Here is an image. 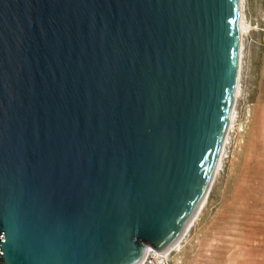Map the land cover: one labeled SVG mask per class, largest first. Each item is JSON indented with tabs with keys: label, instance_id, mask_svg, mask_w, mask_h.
<instances>
[{
	"label": "water",
	"instance_id": "water-1",
	"mask_svg": "<svg viewBox=\"0 0 264 264\" xmlns=\"http://www.w3.org/2000/svg\"><path fill=\"white\" fill-rule=\"evenodd\" d=\"M238 25V0H0V264L173 244L212 183Z\"/></svg>",
	"mask_w": 264,
	"mask_h": 264
},
{
	"label": "rangeland",
	"instance_id": "rangeland-1",
	"mask_svg": "<svg viewBox=\"0 0 264 264\" xmlns=\"http://www.w3.org/2000/svg\"><path fill=\"white\" fill-rule=\"evenodd\" d=\"M240 96L202 207L172 264H264V0H242Z\"/></svg>",
	"mask_w": 264,
	"mask_h": 264
},
{
	"label": "bare ground",
	"instance_id": "bare-ground-1",
	"mask_svg": "<svg viewBox=\"0 0 264 264\" xmlns=\"http://www.w3.org/2000/svg\"><path fill=\"white\" fill-rule=\"evenodd\" d=\"M238 1H239V25H238V31H239L240 43H239V49H238V54L239 55H238V61H237V76L235 78V91H234V96H233L232 109H231V113H229V116H228L227 128H226V131H224L223 139H222V142H221V148H219L217 166H219V161H220V158H221L222 148H224L225 143H226L227 133L231 129V126H232V123H233L234 106H235L237 98L240 96V87H239V82H240V78H241V66H240L241 62L240 61L242 59V37H243V31L245 29V24L243 22V19L241 18V12H242L241 9L243 7V3H242V0H238ZM217 166H215L214 174H216V170H218ZM207 193H208V191H207ZM206 195L200 201V203L198 205V208L196 209V211H195V213L193 215V218H195L194 216H196V214L198 213L199 209L202 207L203 202L205 201ZM191 220H192V218H190L189 223L191 222ZM189 223L187 225H189ZM187 225H186V227H189ZM185 228L182 230V233L177 236V238L173 242V244L170 247H168L167 249H165L164 251H168V250L172 249L174 246H176V244H178L180 236L182 237L183 233L187 229V228L186 229ZM147 249L148 248H145V252L147 251ZM145 252H143L142 256L137 260V263H139L142 260Z\"/></svg>",
	"mask_w": 264,
	"mask_h": 264
},
{
	"label": "built area",
	"instance_id": "built-area-1",
	"mask_svg": "<svg viewBox=\"0 0 264 264\" xmlns=\"http://www.w3.org/2000/svg\"><path fill=\"white\" fill-rule=\"evenodd\" d=\"M175 249L176 246H174L172 249L168 251L154 252V250L148 248L142 260L137 264H172L170 255L175 251Z\"/></svg>",
	"mask_w": 264,
	"mask_h": 264
}]
</instances>
